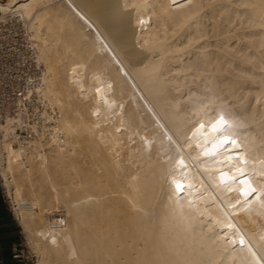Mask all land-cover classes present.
I'll return each mask as SVG.
<instances>
[{"label": "bare ground", "instance_id": "bare-ground-1", "mask_svg": "<svg viewBox=\"0 0 264 264\" xmlns=\"http://www.w3.org/2000/svg\"><path fill=\"white\" fill-rule=\"evenodd\" d=\"M10 17L57 111L0 125L36 264H264V0H0ZM212 124L226 165L202 157Z\"/></svg>", "mask_w": 264, "mask_h": 264}, {"label": "built area", "instance_id": "built-area-1", "mask_svg": "<svg viewBox=\"0 0 264 264\" xmlns=\"http://www.w3.org/2000/svg\"><path fill=\"white\" fill-rule=\"evenodd\" d=\"M43 70L22 22L13 17L0 22V125L18 115L26 122L37 124L43 123L45 112H50L52 117L56 115L57 111L48 110L39 94ZM11 260L28 264L22 244L12 245ZM0 264H4L2 259Z\"/></svg>", "mask_w": 264, "mask_h": 264}, {"label": "crops", "instance_id": "crops-1", "mask_svg": "<svg viewBox=\"0 0 264 264\" xmlns=\"http://www.w3.org/2000/svg\"><path fill=\"white\" fill-rule=\"evenodd\" d=\"M2 187L0 185V259L4 264H19L11 260V247L20 240V226L3 196Z\"/></svg>", "mask_w": 264, "mask_h": 264}, {"label": "rangeland", "instance_id": "rangeland-1", "mask_svg": "<svg viewBox=\"0 0 264 264\" xmlns=\"http://www.w3.org/2000/svg\"><path fill=\"white\" fill-rule=\"evenodd\" d=\"M23 136H27V133L23 134ZM0 185L2 187L1 178H0ZM2 192H3V196L5 197V200L7 201L8 206L11 209V204H10L11 201L7 197L3 187H2ZM17 224H18V222H17ZM19 230H20L21 234H20V240L18 241V243L23 245L25 257L28 258V264H36L35 254H34L33 250L31 249V247L28 245L27 239L23 236L21 227H19Z\"/></svg>", "mask_w": 264, "mask_h": 264}, {"label": "snow or ice", "instance_id": "snow-or-ice-1", "mask_svg": "<svg viewBox=\"0 0 264 264\" xmlns=\"http://www.w3.org/2000/svg\"><path fill=\"white\" fill-rule=\"evenodd\" d=\"M221 123H223V121H221ZM215 130H216V127L213 126V131H215ZM228 140H229V137H227V136L223 137L221 140H219L218 143L213 144L212 148L209 149L208 151H209L210 153H211V152H216V151H218L220 145H221V144H224V143H225L226 141H228ZM181 163H183V161H181ZM177 187H180V185L178 184Z\"/></svg>", "mask_w": 264, "mask_h": 264}]
</instances>
